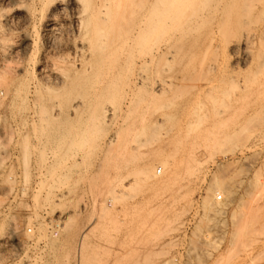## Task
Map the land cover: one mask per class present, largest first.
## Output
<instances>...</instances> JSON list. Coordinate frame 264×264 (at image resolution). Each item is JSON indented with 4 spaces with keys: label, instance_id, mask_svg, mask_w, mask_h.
<instances>
[{
    "label": "rangeland",
    "instance_id": "rangeland-1",
    "mask_svg": "<svg viewBox=\"0 0 264 264\" xmlns=\"http://www.w3.org/2000/svg\"><path fill=\"white\" fill-rule=\"evenodd\" d=\"M237 1L233 10L226 6V25L233 30L226 31L223 22V37L251 35L247 48L240 44L236 51L214 54L202 45L194 58L197 67L224 65L218 73L187 67L178 57L160 74L173 82L172 90L158 93V76L139 64L134 70L141 78L138 86L119 91L114 111L109 104L96 109L99 123L88 121L81 108L69 119L65 113L55 120L29 117L35 126L28 118L23 127L4 99L0 264H264V0ZM0 7L13 13L8 0H0ZM245 7L251 11L243 14ZM236 13L244 21L249 15L240 30L231 26ZM56 20L48 33L40 20L13 19L10 42H0V75L19 76L21 67L28 78L59 87L60 78L46 70L72 54L79 38L68 10L57 13ZM206 27L199 29L201 40ZM22 33L34 34L33 41L22 44ZM212 78H219L217 88H197ZM44 110L50 112V105ZM39 129L45 134L36 133ZM155 156L167 161V172ZM155 170L153 179L149 175Z\"/></svg>",
    "mask_w": 264,
    "mask_h": 264
},
{
    "label": "bare ground",
    "instance_id": "bare-ground-1",
    "mask_svg": "<svg viewBox=\"0 0 264 264\" xmlns=\"http://www.w3.org/2000/svg\"><path fill=\"white\" fill-rule=\"evenodd\" d=\"M8 1L10 2V5L13 7L12 8L13 13L11 15L4 12L2 7H0V42L2 44L7 43V41H9L11 32L10 29L8 28L9 27L8 25L13 19H15V21L22 20L21 22L25 24H31V23L34 24L36 23L35 21L40 20L43 23L42 26H44L46 28V31L50 33L53 31V29H55V26L58 24L56 20L57 13H61L62 11L66 12V10L70 12L72 24L75 26L74 28L77 29V34L75 39H77V37L79 38L78 40L79 42L77 44L76 43H73V45L71 44L73 48L72 54H67L64 57H61L59 61L60 63L56 61L51 63V67L49 66L50 67L49 70H46L47 68L45 69L48 72V73L45 72L46 74H52V76L54 75V77L60 78L61 82L59 87H54L48 84H41L40 82H38V80L34 78H28L26 75L27 74L26 70H24V68L22 69L21 67H19V71H21L22 74L21 75L19 74V76L12 77L11 72L9 75L5 73L0 75V90H2V96L0 97V105L3 103L4 99L7 98L9 104L8 106H10V108L12 109L11 112H13L15 115V116L13 115V117L17 118L18 122L20 121L19 124H24L25 126L23 127H27V123H28L27 120L29 117L31 118L36 117L37 119L46 118L47 120H55L61 114L65 113V115L68 116L69 119L70 113L73 114L74 116L78 115L79 109L81 108L85 109V113H86L85 115H87L88 119H90L88 121L95 122L97 120L96 122H98L99 118L98 115L96 114V109L100 110L102 109L103 106H105V104H109V106L111 105L110 107H112V110L114 111L117 108L116 98L118 96L119 91L125 85L128 86L129 88H136L138 86V82L141 78H138L134 75V70L139 64L149 65V69L151 71H154L158 76L157 79L155 78L156 84L154 91L158 93H165L167 91H171L172 90L171 88L173 87L174 84L171 80L162 78L160 74L163 71H169L171 69L170 63L175 58L178 57L181 59L184 58L186 60L187 67H190V65L191 66L194 65L196 55L198 53H201L202 49L200 47L202 45H204L203 46L204 50L209 49L212 51V53L215 52L214 54H217L216 52L224 53V51L225 52L236 51L239 48V46L241 47V45H243L244 48L246 49L247 48L246 44H248V42L252 40L251 35L248 34H246L242 39L232 38V40L230 39L229 41H226V39L223 37L226 35L223 34L222 23L223 22L225 23L224 27L227 26V28H225L226 31L229 27V25H226L227 23L229 24V22L226 20V18H228L226 16V12H227L226 6H228L227 9H229V6L230 9H232L231 5L234 8L233 4H235L237 0H8ZM244 4L246 5L247 3L244 2ZM239 9L242 8L239 7ZM239 9L237 13L239 12ZM244 10H243V14L244 12H246V10L249 9L248 8L246 9L245 7ZM249 11L247 12V14H250ZM237 13L236 15L234 14L235 16L233 18L235 19V23L234 24L231 23V26L234 25V27L235 26L237 27V28L235 27L236 29L233 27L234 30H237L239 28L238 26L249 21L248 20L249 15L248 16L247 14L244 15L243 18H245L246 16L245 18L246 21H244V19H241L242 17L241 18L239 17L242 16L243 14L241 15L239 14V16H237ZM228 16L230 15L228 14ZM225 20L227 21V23ZM202 25L207 26L206 27L207 30H205L206 33L203 39L201 40L200 39L201 30L199 31V29ZM231 28H229L228 31L233 30ZM240 29L242 28L240 27L239 30ZM202 30L204 31V27ZM231 34H233V32ZM33 35L28 33H22L21 34L22 44L25 45L26 42L28 43V41L30 40L33 41ZM68 39H66V41ZM229 52L228 54H230ZM202 54L204 55V53ZM244 56H246V53ZM200 61L202 62V60H199V62ZM204 64L201 65L199 64L198 67L194 65V67L196 66V68L199 69L201 72L218 73L220 70H222V67L224 66V65L220 66L221 64L216 65L214 63L208 65L207 64L204 65ZM12 67L18 68L17 66L16 67L12 66ZM68 68L69 69L72 68L73 71L72 74L68 73L69 70ZM41 72H42L41 74L44 73L43 71ZM89 76H92V78L89 79ZM178 79L179 82L183 80V78H178ZM218 79L215 78H212L211 80L209 79L205 83L204 87L198 85L197 88H199L200 90H209V91L214 90L219 85ZM46 105H50L51 107V111L47 112V114H45L46 112L44 110V107H46ZM88 106L93 108L89 111V114H88ZM54 109H56L57 111L55 112ZM81 112L83 111L81 110ZM31 118H29V120ZM71 121H70L71 125L72 124L77 125L76 123L77 121L74 120L75 123ZM31 124L32 127L35 126L34 119H31ZM20 126L22 127V125ZM31 126H28V128ZM37 127H35L34 130L37 129ZM64 128L66 127L64 126ZM75 128H77V126ZM88 128H90V125L88 126ZM74 129L69 130V132L70 131L74 132L75 131ZM34 130H31V133ZM2 131H4V127L1 128L0 132ZM16 131L18 135L21 133L20 128L17 129ZM40 131L41 130L39 129V132L36 131V133L45 134V133H41ZM55 131L57 132V130ZM65 131H68V129H66ZM4 132L2 134H4ZM92 132H95V130ZM79 133H80L79 131L76 132L77 135H79ZM82 133L84 134V131ZM83 139L85 138L83 137ZM72 144L70 145L72 146ZM86 145L88 146L87 143ZM24 147L26 149V146ZM77 148H79L78 145ZM51 149L49 152H51ZM55 152H53L52 156L54 155ZM60 152L61 151H59V153ZM152 159L158 162L160 166L164 168L165 172L169 170V166L166 160L158 156H155ZM58 167L59 166H57V168ZM51 174L52 176L54 175L53 173H49L50 179L52 177ZM149 176H151V178L153 179H156V170L155 172L151 173ZM150 180L151 179H149V181ZM56 181H60V180H56ZM216 198H221V195L219 193H216Z\"/></svg>",
    "mask_w": 264,
    "mask_h": 264
},
{
    "label": "built area",
    "instance_id": "built-area-1",
    "mask_svg": "<svg viewBox=\"0 0 264 264\" xmlns=\"http://www.w3.org/2000/svg\"><path fill=\"white\" fill-rule=\"evenodd\" d=\"M160 171V169H158V172ZM58 223H54L53 225H52V227L54 228V231H53V236H57V227H58Z\"/></svg>",
    "mask_w": 264,
    "mask_h": 264
}]
</instances>
